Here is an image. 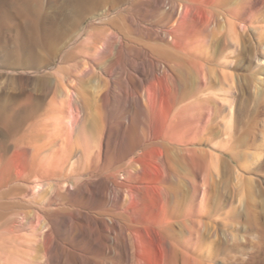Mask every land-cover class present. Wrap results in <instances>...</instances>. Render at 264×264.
Here are the masks:
<instances>
[{
  "label": "bare ground",
  "instance_id": "bare-ground-1",
  "mask_svg": "<svg viewBox=\"0 0 264 264\" xmlns=\"http://www.w3.org/2000/svg\"><path fill=\"white\" fill-rule=\"evenodd\" d=\"M74 1L93 10L104 6L95 20L102 18L107 36L100 40L93 34L89 49L94 66H101L108 77L92 97L81 87L75 94L65 89L67 103L57 101L58 107H53L57 104L52 98L47 103L52 101L50 109L56 112L47 107L46 115L44 98H32L30 93L19 111L10 102H0V207L22 181L30 182L28 193L38 197L54 180L50 184L54 191L65 188L75 205L85 203L87 220L76 217V229L81 231L76 245L82 250L76 254L68 238L74 228L72 211L62 214L65 208L60 207L62 227L48 216L42 230L47 259L54 245L61 259L69 254L81 259L84 254L92 264H180L181 258L183 264H202L207 190L202 192L199 181L208 185L209 180L203 173L205 152L200 145L216 140L218 86L229 90L253 81L251 65H244L247 72L241 76L232 69L235 60L239 64L256 50L264 51V0ZM253 31L258 33L257 44ZM34 42L39 43L36 38ZM127 55L131 58L127 67L118 68ZM94 66L88 73L96 74ZM118 80L128 81L131 91ZM112 103L126 106L115 124L108 113ZM94 109L100 118L90 121L92 132L75 135ZM39 115L49 117L44 120L46 134L30 141L23 138L21 143L20 130ZM113 128L121 129L112 134ZM75 149L83 164L76 159L81 169H75L78 186L71 189L65 184L75 173L73 166L78 167ZM88 222L95 224L86 228L89 239H95L92 251L83 244ZM14 257L2 263L36 262L34 256Z\"/></svg>",
  "mask_w": 264,
  "mask_h": 264
},
{
  "label": "rangeland",
  "instance_id": "rangeland-1",
  "mask_svg": "<svg viewBox=\"0 0 264 264\" xmlns=\"http://www.w3.org/2000/svg\"><path fill=\"white\" fill-rule=\"evenodd\" d=\"M72 1L74 0H0V102L8 104L10 102L12 107L19 111L20 103L25 101L30 93L32 98L34 95H36V99L44 98L46 107L44 105L43 109L45 110H41L44 113L47 107L50 109L52 103V101L51 103L47 102L53 100L54 97L56 104L58 102V104L67 103V99H69L65 94L67 90L75 94L81 87L90 91L89 95L91 96L96 90L95 88L104 87V79L108 76L103 72L101 66H94L91 61L92 50L89 49V39L93 34L100 40L107 36L106 30L101 25L102 18L95 20V17L102 13L104 6L100 5L99 9L93 10L91 6H84ZM92 19L93 21H91ZM98 26L100 28L96 29ZM252 33L253 41L257 44L258 33L257 31ZM35 38L39 41V45L35 44ZM53 45L55 47H52ZM263 52L256 50L255 55L249 60L240 59L239 64H236L235 58L230 57V60H235V69L232 70L238 76L247 72L244 65L252 66L250 71L254 77L251 82L253 84H248L246 87L240 85L229 90L228 86L224 87L225 90L218 86L216 140L212 143L203 140L200 145L205 152L203 173L208 175L209 180L208 185L204 184L203 179L199 181L202 187L204 186L202 192L207 190L202 264H264ZM259 57L263 58V64H259L257 61ZM130 59L128 55L124 56L118 68L125 69ZM92 65L96 71L95 75L88 73ZM118 83L119 85L123 84L127 90L131 91V84L128 81L118 80ZM58 104L52 106L58 107ZM113 107L114 104L112 108H109L111 111L108 113L111 116L112 124H115L122 118L121 115L123 116L125 113L126 106L115 103V107ZM50 110V113L56 112V108ZM42 112L40 114L43 115ZM47 112L44 115L48 114ZM94 112L97 110L93 111V115ZM42 115L30 119L28 124L20 130L21 132L17 136H20L21 143L25 142L22 140L23 138H26V141L30 138V141L46 134L44 120L49 117ZM93 115L89 116L91 119L88 117L86 125L83 123L84 125L81 124V127L75 130L77 133L74 131L75 135H81L80 132L82 135L85 132H92L93 123L90 121L100 118L98 114ZM117 128L112 129V134H116L121 129ZM247 129L249 134H245ZM29 134H34L36 137ZM1 136L3 137L2 131H0V139ZM74 151L73 156L78 152L76 149ZM79 156L75 155L74 160L81 158L79 161L81 163L83 157L81 154ZM79 162L76 163L78 167L73 166L72 170L75 173L68 178L66 187L77 188L76 170H80L83 164L82 162L79 167ZM68 168L69 164L65 167L64 172ZM65 177L60 176L59 179L62 180ZM53 181H50L51 185H53ZM29 183L22 181L14 187L10 193L11 196L5 197L6 201L3 200L6 203L5 206L0 207V264L7 263L6 259L13 256L15 259L20 256L32 259L30 257L34 256L36 262L30 260V264L32 262L34 264L37 262V264H41V262L42 264H47V262H49L48 264H92L84 254L81 259H74L72 254L61 259L60 251L54 245L52 247L57 250L51 247L50 255H52L49 256V260L47 259L45 250H43L42 230H45L43 226L48 222V216L52 215L58 226L62 227L64 217L60 215V210L64 211L62 214L72 211L74 228L68 232V238L70 237L69 242L74 246L76 254H80L82 250H79L80 246L78 247L76 244H78L77 237L81 231L77 230L76 217L82 215L83 219L87 220L85 215L87 208L85 203L79 204L80 206L75 205L71 200L72 197L70 199L71 194L69 196L65 188L59 191L56 188L54 191V187L50 184L45 186L46 189L44 188V191L42 190L37 195L38 197H33L28 193ZM52 188L54 192H52ZM192 201L191 199L189 202ZM60 207L65 209L62 211ZM37 222H39L38 225ZM15 225L19 226L18 229L15 228ZM87 225L84 230L86 240H83V244L85 243L86 251H92L96 247L95 239L93 237L89 239L86 228L91 230L95 224L88 222ZM34 230L38 233H34ZM32 237L35 239L34 242ZM95 237L97 238V234ZM25 249H28V252L33 249V253L32 250L30 254L26 252L27 250L24 251ZM25 254L26 256H24ZM182 260L183 258L180 259V264H183Z\"/></svg>",
  "mask_w": 264,
  "mask_h": 264
}]
</instances>
